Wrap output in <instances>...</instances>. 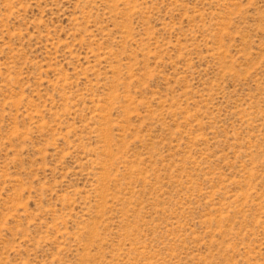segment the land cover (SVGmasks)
I'll return each mask as SVG.
<instances>
[{
  "label": "rangeland",
  "instance_id": "rangeland-1",
  "mask_svg": "<svg viewBox=\"0 0 264 264\" xmlns=\"http://www.w3.org/2000/svg\"><path fill=\"white\" fill-rule=\"evenodd\" d=\"M0 264H264V0H0Z\"/></svg>",
  "mask_w": 264,
  "mask_h": 264
}]
</instances>
